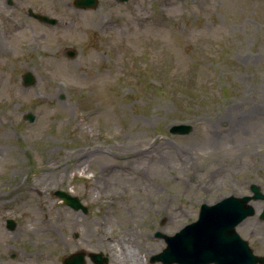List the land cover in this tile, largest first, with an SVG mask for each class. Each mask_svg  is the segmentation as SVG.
<instances>
[{
	"label": "rangeland",
	"instance_id": "374dc122",
	"mask_svg": "<svg viewBox=\"0 0 264 264\" xmlns=\"http://www.w3.org/2000/svg\"><path fill=\"white\" fill-rule=\"evenodd\" d=\"M13 1L0 41V264H61L80 249L151 264L166 246L154 232L250 183L264 193V0ZM249 107L259 113L233 125ZM183 122L189 133L170 132ZM93 150L73 167L72 153ZM251 203L236 230L263 254L264 198Z\"/></svg>",
	"mask_w": 264,
	"mask_h": 264
},
{
	"label": "water",
	"instance_id": "95a60500",
	"mask_svg": "<svg viewBox=\"0 0 264 264\" xmlns=\"http://www.w3.org/2000/svg\"><path fill=\"white\" fill-rule=\"evenodd\" d=\"M124 2L126 0H119ZM76 8H90L97 4V0H74ZM28 13L39 21L56 23L57 19L45 14L33 12L31 8ZM66 54L73 57L75 51L68 49ZM34 75L26 71L22 75L24 86L33 85ZM23 118L33 121L34 115L25 113ZM192 129L189 123L174 124L170 128L171 133L186 134ZM252 195L235 196L229 195L213 204H201L197 220L184 225L172 235L156 231V237H162L166 242L159 253L151 256V261H161L163 264H255L257 261L264 262V256H257L252 252L246 240L237 233L235 226L245 217L254 214V208L249 203L251 199H262L264 194L259 186L250 185ZM63 202L73 209H81L86 212V207L77 196L66 193L61 189L53 192ZM264 219V208L260 213ZM7 227L14 228V221L7 219ZM85 251H75L68 254L62 264H84ZM14 253L12 257H14ZM88 256L97 264L106 262L101 253L89 252Z\"/></svg>",
	"mask_w": 264,
	"mask_h": 264
},
{
	"label": "bare ground",
	"instance_id": "6f19581e",
	"mask_svg": "<svg viewBox=\"0 0 264 264\" xmlns=\"http://www.w3.org/2000/svg\"><path fill=\"white\" fill-rule=\"evenodd\" d=\"M259 113V110L257 108H252V107H249V108H246V109H241V112L239 113H235L231 119V122L233 121V125H235L236 123V126H241V124L247 119V117H249L251 114H258ZM213 139H215V137H213ZM97 150H93V151H90L88 153H78L75 155V153H72L71 156H75L76 157V163L74 164L73 167H79L81 166V159L82 158H86V160L88 159L89 156L93 155V152L96 153ZM48 166L50 167V165H46V168H48ZM46 214H44L45 216ZM49 221V220H48ZM46 221V222H48ZM103 233L106 234V231H104ZM2 234V232H0V235ZM110 244V243H108ZM154 250V249H153ZM152 251V250H151Z\"/></svg>",
	"mask_w": 264,
	"mask_h": 264
},
{
	"label": "flooded vegetation",
	"instance_id": "af4514ba",
	"mask_svg": "<svg viewBox=\"0 0 264 264\" xmlns=\"http://www.w3.org/2000/svg\"><path fill=\"white\" fill-rule=\"evenodd\" d=\"M3 2L10 5V6H12L11 4H15L13 0L12 1L11 0H4ZM3 2L0 0V14H1L0 24L4 25L6 27L2 29V34L0 33V41L3 40V38H2L3 36L6 37L7 35L11 34V27L7 24H11V25L13 24L14 25V23L12 21L14 16L9 15V13H6V10H5L6 7L5 8L3 7V4H2ZM15 23L16 24L19 23L18 20ZM90 264H95V263L91 262Z\"/></svg>",
	"mask_w": 264,
	"mask_h": 264
}]
</instances>
